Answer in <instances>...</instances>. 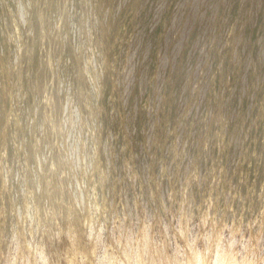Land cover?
<instances>
[{"label":"rangeland","instance_id":"1","mask_svg":"<svg viewBox=\"0 0 264 264\" xmlns=\"http://www.w3.org/2000/svg\"><path fill=\"white\" fill-rule=\"evenodd\" d=\"M97 72L98 95L89 80ZM70 102L98 166L83 190L61 177L56 146ZM37 155L49 163L39 192L29 174V196L16 176L34 170ZM93 195L109 227L113 213L139 210L166 225L190 217L194 233L207 215L218 230L256 236L264 0H0V231L32 204L44 229L82 236Z\"/></svg>","mask_w":264,"mask_h":264},{"label":"clouds","instance_id":"2","mask_svg":"<svg viewBox=\"0 0 264 264\" xmlns=\"http://www.w3.org/2000/svg\"><path fill=\"white\" fill-rule=\"evenodd\" d=\"M101 77L102 72L89 76L97 95ZM79 122V110L70 102L65 109L63 141L56 146L64 153L65 170L61 177L71 174L77 188L83 190L87 187L88 178L98 171V166L90 162L94 157L85 154L84 146L76 136ZM46 163H49L46 156L37 155L34 170L25 167L22 173L17 174V182L23 181L22 190L29 196L33 195L28 189L29 174L36 192H39L40 176ZM50 168L56 170L54 164ZM100 175L104 173L100 172ZM92 191L94 193L95 188ZM13 215L17 221L10 230L0 231V264H59L62 258L67 264H264V224L256 236H251L238 227L229 229L225 226L218 230L215 219L205 215L201 221L205 231L200 234L194 233L190 227V217L181 215L176 225H166L163 218L152 217L149 220L146 213L142 216L137 210L113 213L109 227L108 210L95 201L94 195L82 236L71 230L64 233L58 228L54 232L51 228L44 229L39 223V212L32 204H28L24 215L19 209ZM172 219L176 220V217ZM53 238L63 245V256L60 251L49 247L48 241Z\"/></svg>","mask_w":264,"mask_h":264}]
</instances>
